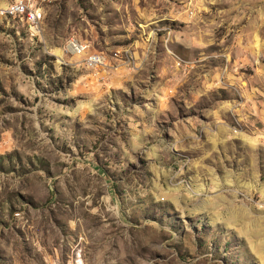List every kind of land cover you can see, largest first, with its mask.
Wrapping results in <instances>:
<instances>
[{
	"label": "rangeland",
	"instance_id": "1",
	"mask_svg": "<svg viewBox=\"0 0 264 264\" xmlns=\"http://www.w3.org/2000/svg\"><path fill=\"white\" fill-rule=\"evenodd\" d=\"M37 6L0 12V264H264V0Z\"/></svg>",
	"mask_w": 264,
	"mask_h": 264
},
{
	"label": "built area",
	"instance_id": "2",
	"mask_svg": "<svg viewBox=\"0 0 264 264\" xmlns=\"http://www.w3.org/2000/svg\"><path fill=\"white\" fill-rule=\"evenodd\" d=\"M34 2H38V0H14L2 8L0 12H15L17 14L24 15L25 22L34 21L36 23L37 31L41 18V9H34ZM69 46L72 53L84 55V61L88 66L97 68L104 64V57L101 54L91 53L86 45L76 43L75 39L70 40Z\"/></svg>",
	"mask_w": 264,
	"mask_h": 264
},
{
	"label": "bare ground",
	"instance_id": "3",
	"mask_svg": "<svg viewBox=\"0 0 264 264\" xmlns=\"http://www.w3.org/2000/svg\"><path fill=\"white\" fill-rule=\"evenodd\" d=\"M41 2H43V0H41ZM38 2H34V9H39L38 6H37ZM7 16L11 17V18H23L24 15H21V14H17L15 12H8V13H5ZM30 23H35L34 21H28ZM70 47V46H69Z\"/></svg>",
	"mask_w": 264,
	"mask_h": 264
}]
</instances>
